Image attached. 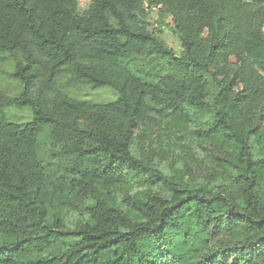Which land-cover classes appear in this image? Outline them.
I'll use <instances>...</instances> for the list:
<instances>
[{"label": "trees", "instance_id": "1", "mask_svg": "<svg viewBox=\"0 0 264 264\" xmlns=\"http://www.w3.org/2000/svg\"><path fill=\"white\" fill-rule=\"evenodd\" d=\"M151 6L179 52L147 28ZM4 55L18 91H0V264H264V0H0ZM63 68L115 98L51 95ZM167 108L207 150L203 183L136 145ZM68 194L87 200L72 227L53 205Z\"/></svg>", "mask_w": 264, "mask_h": 264}, {"label": "rangeland", "instance_id": "2", "mask_svg": "<svg viewBox=\"0 0 264 264\" xmlns=\"http://www.w3.org/2000/svg\"><path fill=\"white\" fill-rule=\"evenodd\" d=\"M251 2L252 0H243ZM88 0H79L81 7L87 4ZM145 23L147 28L157 35V37L168 47L179 52L181 49L178 37L171 29V14L166 10L156 7L147 8ZM11 60L0 56V91L7 95H14L18 91L17 82L10 76ZM50 94L55 97L66 94L73 98L89 102H106L115 98V91L110 87H91L75 81L68 72L67 68L61 69L56 75L49 87ZM164 111H167L165 114ZM160 111L157 124L147 130L142 123L135 130L136 145L139 151L146 157L159 164L160 168L167 174L173 172V168L178 166L185 175V180L193 184L203 183L209 173V167L213 163L206 155L203 145L199 140L192 138L191 127L184 128L178 125L175 113L170 109ZM8 119L14 122H24L28 120L30 113L27 109H10L7 111ZM193 128V127H192ZM50 139L48 131L44 130L38 136L37 153L44 165L48 168L50 158ZM54 168V167H53ZM190 173V175L188 174ZM211 181V179H210ZM142 183H133L126 188H117L109 190V196L121 199L125 190L133 194L138 190H144ZM157 193H163L158 187H154ZM106 193V192H105ZM69 195V194H68ZM64 196V195H63ZM62 201L53 200L55 209L60 210L66 227H72L77 224L82 216L81 204L86 203V199L79 200L71 195L63 197Z\"/></svg>", "mask_w": 264, "mask_h": 264}]
</instances>
